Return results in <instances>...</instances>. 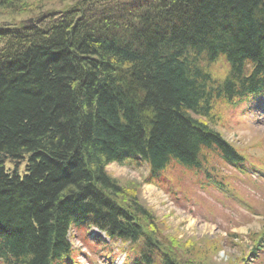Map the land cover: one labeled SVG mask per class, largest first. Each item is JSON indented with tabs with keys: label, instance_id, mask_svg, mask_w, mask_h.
I'll return each mask as SVG.
<instances>
[{
	"label": "trees",
	"instance_id": "16d2710c",
	"mask_svg": "<svg viewBox=\"0 0 264 264\" xmlns=\"http://www.w3.org/2000/svg\"><path fill=\"white\" fill-rule=\"evenodd\" d=\"M60 6L16 24V1L0 0V264H64L69 232L93 225L136 245L134 264H209L182 260L106 167L144 163L153 178L205 169L203 153L241 161L217 122L264 92V0ZM253 239L263 247L264 227ZM248 252L222 264L256 262Z\"/></svg>",
	"mask_w": 264,
	"mask_h": 264
},
{
	"label": "rangeland",
	"instance_id": "374dc122",
	"mask_svg": "<svg viewBox=\"0 0 264 264\" xmlns=\"http://www.w3.org/2000/svg\"><path fill=\"white\" fill-rule=\"evenodd\" d=\"M15 1L19 9L15 13L17 15L11 19L16 24L35 17L32 13H36L29 11L33 7L41 6L42 11L61 9V0ZM225 68L227 67H215L214 75L218 73L223 77ZM226 109V106L221 104L218 114H223ZM231 111V114L224 115L217 122L218 130L245 157L264 164V108L250 111L243 103ZM203 154L206 155L203 167L214 168L222 178L230 179L236 197H225L218 189L202 188L199 181L203 183L204 180L199 179L200 175L194 174L193 170L187 169V172L174 163L165 170L169 181L160 185L149 183L147 166L133 167L112 162L106 170L120 182L127 194L138 195L142 204L157 216L158 221L164 223L162 228L170 238L182 243V260L192 257L195 261L209 264L238 262L251 246L252 236L258 237L264 227V180L257 183L247 176H241L240 179L230 176L229 173L237 172L232 166H225L220 157L211 152ZM123 197L125 196L118 199L122 201ZM254 207L257 209V215L252 213L255 211ZM97 235H101L106 241L105 246L96 242ZM70 237L73 243L71 261L87 264V258L93 257L95 264L127 262V244L121 240H108L95 227H82L72 232ZM94 237L95 239H92ZM107 254L114 257L113 261L106 263L104 256ZM256 264H264V261H258Z\"/></svg>",
	"mask_w": 264,
	"mask_h": 264
},
{
	"label": "bare ground",
	"instance_id": "6f19581e",
	"mask_svg": "<svg viewBox=\"0 0 264 264\" xmlns=\"http://www.w3.org/2000/svg\"><path fill=\"white\" fill-rule=\"evenodd\" d=\"M244 103L246 105L253 106L255 101L250 99V98H246L244 100ZM147 179H149V183H153V184H157V185H160V184H163V183L166 184L169 181L165 171L159 172V174L156 177H153V178H149L148 177ZM97 239L99 240V243L101 244V246H105L106 241L103 240L101 235H99V236L97 235Z\"/></svg>",
	"mask_w": 264,
	"mask_h": 264
}]
</instances>
